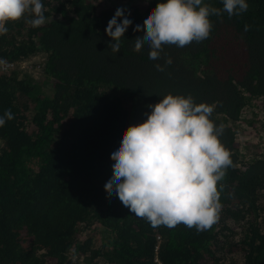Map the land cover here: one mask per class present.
Returning <instances> with one entry per match:
<instances>
[{
  "label": "trees",
  "instance_id": "obj_1",
  "mask_svg": "<svg viewBox=\"0 0 264 264\" xmlns=\"http://www.w3.org/2000/svg\"><path fill=\"white\" fill-rule=\"evenodd\" d=\"M129 1L42 0L44 25L31 27L26 14L0 35V59L17 65L0 70V116L14 115L0 127V264H264V151L254 129L251 155L240 156L236 135L256 106L264 122V0L210 16L208 39L165 45L158 60L147 44L134 51L133 28L165 0ZM118 8L132 24L113 53L105 29ZM36 51L37 81L18 70ZM168 94L212 105L231 153L219 217L205 231L153 228L104 189L124 130Z\"/></svg>",
  "mask_w": 264,
  "mask_h": 264
},
{
  "label": "clouds",
  "instance_id": "obj_2",
  "mask_svg": "<svg viewBox=\"0 0 264 264\" xmlns=\"http://www.w3.org/2000/svg\"><path fill=\"white\" fill-rule=\"evenodd\" d=\"M222 6L212 7L203 0L157 2L143 25L133 28L141 33L135 38L134 51L147 44L149 59L158 60L165 45L184 48L208 39L213 28L210 16L226 12L231 18L248 10L246 0H222ZM44 13L42 0H0V35L7 34L6 24L25 19L26 14L28 25L40 27L46 23ZM131 24L121 8L108 21L105 33L112 40L108 46L113 53L120 51L121 39ZM249 30L246 24L244 31ZM171 62L170 57L165 59V64ZM4 64L0 59V65ZM155 67L164 70L159 64ZM149 107L146 120L128 126L112 151V174L104 189L153 228L183 224L198 232L208 230L222 207L219 182L233 165L230 151L219 139L223 126L210 119L214 107L196 104L191 96L171 94ZM12 119L11 110H5L0 127Z\"/></svg>",
  "mask_w": 264,
  "mask_h": 264
},
{
  "label": "rangeland",
  "instance_id": "obj_3",
  "mask_svg": "<svg viewBox=\"0 0 264 264\" xmlns=\"http://www.w3.org/2000/svg\"><path fill=\"white\" fill-rule=\"evenodd\" d=\"M105 5L112 6V7H124L127 8L131 3L135 1H129V0H102ZM41 62H43V56L40 52L36 51L34 52L30 58L27 60H24L20 62L18 66V70H20L21 73H24L25 76H29L33 80H41L39 68L37 65H39ZM41 65V64H40ZM23 74V75H24ZM22 77V76H21ZM255 99H251V103L255 107L256 101ZM258 111L257 106L250 110L245 116L244 121H246V124L243 123V126L241 129L239 128V136H238V144L240 146L239 152H242V154H239L240 156H249L252 153L253 149H250V146L252 144V137L250 135L251 130L257 131L258 141L261 145L260 148H258V151H264V122H260L259 119L256 117V115L252 113H256ZM245 140V141H244ZM252 147V146H251ZM253 148V147H252ZM75 257L81 258L80 256L75 255L72 259V261L75 259Z\"/></svg>",
  "mask_w": 264,
  "mask_h": 264
},
{
  "label": "built area",
  "instance_id": "obj_4",
  "mask_svg": "<svg viewBox=\"0 0 264 264\" xmlns=\"http://www.w3.org/2000/svg\"><path fill=\"white\" fill-rule=\"evenodd\" d=\"M16 67H17V65H15L14 63H12V62H6V64L0 65V70L7 71L9 69H13V68H16ZM240 129H241V127H240ZM239 133L240 132H239V128H238L236 135L239 136ZM236 142H237V139H236Z\"/></svg>",
  "mask_w": 264,
  "mask_h": 264
}]
</instances>
